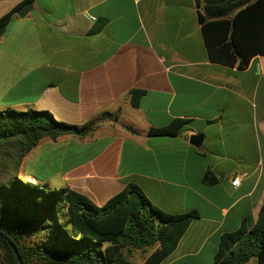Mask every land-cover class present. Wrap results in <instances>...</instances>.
<instances>
[{
  "label": "crops",
  "instance_id": "crops-1",
  "mask_svg": "<svg viewBox=\"0 0 264 264\" xmlns=\"http://www.w3.org/2000/svg\"><path fill=\"white\" fill-rule=\"evenodd\" d=\"M253 1L0 0V18L17 8L0 35V110L77 125L108 112L84 137L40 140L19 163L22 181L99 207L135 183L166 212L199 214L159 264H213L221 234L255 223L264 201V56L243 69L211 61L199 15L228 18ZM132 89L144 90L136 107ZM177 118L178 135H148Z\"/></svg>",
  "mask_w": 264,
  "mask_h": 264
},
{
  "label": "trees",
  "instance_id": "trees-1",
  "mask_svg": "<svg viewBox=\"0 0 264 264\" xmlns=\"http://www.w3.org/2000/svg\"><path fill=\"white\" fill-rule=\"evenodd\" d=\"M16 10L0 18V28ZM199 22L211 61L243 69L254 56H264V0H254L228 18L199 15ZM129 94L136 107L144 90L132 89ZM107 116L103 112L77 125L59 121L45 110H0V264H18L8 241L16 247L21 264H135L136 252L141 264H159L199 217L196 210L160 209L132 182L99 207L68 187L28 183L19 177L21 159L40 140L84 137ZM185 123L173 119L149 128L148 135L176 136ZM202 180L217 182L209 170ZM254 258L256 264H264V201L255 223L244 218L237 229L221 234L213 264H248Z\"/></svg>",
  "mask_w": 264,
  "mask_h": 264
},
{
  "label": "water",
  "instance_id": "water-1",
  "mask_svg": "<svg viewBox=\"0 0 264 264\" xmlns=\"http://www.w3.org/2000/svg\"><path fill=\"white\" fill-rule=\"evenodd\" d=\"M31 7H32V4L30 2L26 3L21 9L18 10L17 15L19 17H24L30 11ZM4 29H5V26L0 28V35H2V33L4 32ZM201 140H202V134H194L190 137V143L194 146H199L201 143ZM8 243L11 247V250L13 252L15 259L18 261V264H21L19 260V253L16 247H14L10 241H8Z\"/></svg>",
  "mask_w": 264,
  "mask_h": 264
},
{
  "label": "rangeland",
  "instance_id": "rangeland-1",
  "mask_svg": "<svg viewBox=\"0 0 264 264\" xmlns=\"http://www.w3.org/2000/svg\"><path fill=\"white\" fill-rule=\"evenodd\" d=\"M17 110H18V109H17ZM55 119H56V118H55ZM20 177L23 178V175L20 176ZM25 182H26V181H25ZM133 260H134L135 264H141V263H142L141 255H140L139 253H137V252L134 254V258H133ZM249 264H256V259H255V258H254V259H251V262H250Z\"/></svg>",
  "mask_w": 264,
  "mask_h": 264
},
{
  "label": "built area",
  "instance_id": "built-area-1",
  "mask_svg": "<svg viewBox=\"0 0 264 264\" xmlns=\"http://www.w3.org/2000/svg\"><path fill=\"white\" fill-rule=\"evenodd\" d=\"M238 182H239V177H238V176H235V177L232 179L231 184L235 186V185L238 184Z\"/></svg>",
  "mask_w": 264,
  "mask_h": 264
}]
</instances>
